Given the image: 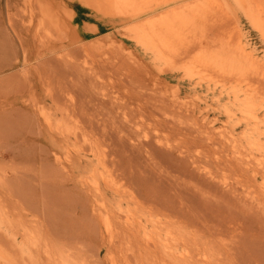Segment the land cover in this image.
<instances>
[{"label":"rangeland","instance_id":"1","mask_svg":"<svg viewBox=\"0 0 264 264\" xmlns=\"http://www.w3.org/2000/svg\"><path fill=\"white\" fill-rule=\"evenodd\" d=\"M184 262L264 264V0H0V264Z\"/></svg>","mask_w":264,"mask_h":264},{"label":"bare ground","instance_id":"2","mask_svg":"<svg viewBox=\"0 0 264 264\" xmlns=\"http://www.w3.org/2000/svg\"><path fill=\"white\" fill-rule=\"evenodd\" d=\"M135 73V72H134ZM90 78V77H89ZM95 78V77H94ZM93 77H91L90 78V82H91V84L89 85V86H91V89L94 91L95 90V86H94V81L96 80V78L94 79ZM74 85V84H73ZM68 86V85H67ZM94 86V87H93ZM83 87V88H82ZM84 87H86V86H81L80 88L82 89H79V90H81V94H79L80 92H78V95L74 98V97H72V96H67V98H66V100L67 101H64V103H62V105H58L57 103L55 104L56 105V107H55V110L57 111V113H59L60 115H67V114H69L70 112H73L77 107H79V106H84V104L85 105H90L89 104V100L93 103V106H92V108L94 107V105L95 106H97L98 104H104V102L105 103H108L109 102V97L107 96V95H104V94H100V93H97V92H93L92 90L90 91V88H89V92H88V89H87V92L86 93H88V95H87V99H86V94H84L82 91H84L85 90V88ZM88 87V86H87ZM72 88H73V86H72ZM67 89H69V87L67 88ZM139 93H141V92H139ZM134 95V94H133ZM132 96V95H131ZM83 97V98H82ZM128 97H129V95H128ZM140 97H142V96H137L136 95V98L134 97H132L133 98V100H136V99H140ZM90 98V99H89ZM130 99V98H129ZM125 100V99H124ZM127 100V99H126ZM125 100V101H126ZM94 101L96 102L95 104H94ZM86 102V103H85ZM90 102V103H91ZM122 102H123V100H122ZM127 102V101H126ZM88 103V104H87ZM139 106V105H138ZM93 119V118H92ZM91 119V120H92ZM90 120V121H91ZM97 120V119H96ZM104 120H102V125L104 126V128H105V124H104V122H103ZM97 123H98V121H97ZM99 125V124H98ZM137 127H139V126H137ZM124 138V137H123ZM151 139V138H150ZM123 141V143H126V140H127V138L125 139H122V137H119V142L120 143H122L121 141ZM122 143V144H123ZM149 142L146 140V143H145V141H139V142H137V143H132V144H128V146L126 147L128 150H130V151H133V152H135V151H139V149L143 146L144 147V145L143 144H145V145H147ZM111 145V144H110ZM112 146V145H111ZM110 147V146H109ZM123 147V146H122ZM142 147V148H143ZM148 147H149V145H148ZM141 150V149H140ZM146 150V149H145ZM117 150L116 149H113L112 147H111V152H115V153H117L116 152ZM140 152V151H139ZM137 169H139L140 170V168H137ZM199 169V168H198ZM120 170V169H119ZM133 170V169H132ZM138 170V171H139ZM134 171H136V170H134ZM139 172H141V171H139ZM138 172V173H139ZM137 173V172H136ZM130 174V173H129ZM135 174H133V173H131V175H129V176H131V177H129L126 173H125V171L123 172V170L121 169L120 170V173H119V176H120V178L121 179H123V180H126V181H128V180H130V179H133L132 177L134 176ZM135 177V176H134ZM136 178V177H135ZM133 181V180H132ZM125 183V182H124ZM136 183V182H135ZM137 184V183H136ZM134 186V185H133ZM135 189H137V187L135 188ZM115 192V191H114ZM138 192V190L136 191V194H138L137 193ZM226 194V193H225ZM120 196V195H119ZM146 201L147 200H145V204H146ZM218 201H220V200H218ZM223 201V200H222ZM221 202V201H220ZM134 203V202H133ZM144 203H142V204H144ZM141 203H139L138 204V202H136V200H135V205L136 206H138V205H140ZM181 204V203H180ZM230 204V203H229ZM136 206H134V207H136ZM231 206V205H230ZM238 206V205H237ZM236 206V207H237ZM235 207V205H233L232 206V208L233 209H235L234 211H237V212H240V208L239 207H237V209L238 210H236V207ZM132 208V207H131ZM130 208V209H131ZM138 208V207H137ZM151 209V211L152 212H154V207H151L150 208ZM182 209H183V207H182ZM229 209H231V208H229ZM232 209V210H233ZM179 210H181V209H179ZM183 211V210H182ZM185 211V210H184ZM183 211V212H184ZM237 212H235V214L237 213ZM186 213V212H185ZM241 213V212H240ZM238 214V213H237ZM186 225V224H185ZM181 226V224L179 225V227ZM182 228H185V227H182ZM213 228H218V227H213ZM219 229H221L220 227H219ZM220 232H222L221 230H220ZM223 233V232H222ZM192 235V234H191ZM197 235V234H196ZM194 236V235H193ZM198 236V235H197ZM218 236V235H217ZM222 236V235H221ZM200 238V237H199ZM203 238V237H202ZM202 238H200V240L202 239ZM222 238V237H221ZM218 238L219 240L217 241L218 243V246L217 245H215L216 247H214V246H212L213 248V250H218V251H220V250H222V252H218V251H215V252H217V254H218V256H220V254H221V257H217V258H221V262H222V260L223 259H229V258H231L232 257V259L233 260H235V257H237L235 254H233V249H234V246H235V244L233 243V241H231L232 242V247H231V245H230V247L228 246V244H230V243H227L226 242V239H224L225 240V242H222L221 240L224 238ZM173 239H174V237H173ZM198 238H196V236H195V238H192V236H191V238H189V239H186V241L185 240H181L182 242H181V244L184 246V249L185 248H187L186 246L187 245H190V242H191V245L192 244H194L195 245V247H197L196 249H198L199 248V245L201 244L200 242H203L202 240H204V239H202L201 241H200ZM205 240H206V237H205ZM207 241H209V240H207ZM207 241H205V242H207ZM208 243V242H207ZM179 244V243H178ZM210 244L211 245H214L213 243H211L210 242ZM225 244V245H224ZM234 244V245H233ZM208 245H209V243H208ZM204 246V245H203ZM176 247H178V246H176ZM182 246H180V248H181ZM193 247V246H192ZM211 246H208V248H210ZM172 248L173 247H171V250H172ZM194 248V247H193ZM205 248V247H201V249H199V251H202L203 249ZM237 248V247H236ZM235 248V250L237 251L238 250V248L236 249ZM178 249V248H177ZM176 249V250H177ZM183 249V248H182ZM191 249V248H190ZM195 249V248H194ZM194 249H191V255H193V256H195L196 257V255H198L197 253H198V250H197V252H196V249L194 250ZM189 250V249H188ZM168 251V250H167ZM167 251H166V254L167 255H170V254H168V253H171V251H170V249H169V251L170 252H168L167 253ZM186 251V250H185ZM190 251V250H189ZM192 251H195L194 253L195 254H193V252ZM206 251V250H205ZM175 252V251H174ZM204 251H202V253H203ZM187 253H188V251H187ZM186 253V254H187ZM205 253V252H204ZM223 253H224V255L225 256H223ZM186 254H184V258L183 257H178L179 258V260L180 259H183L185 262L186 261H189L188 259H187V257L189 258V257H191V255L189 256V254L188 255H186ZM214 254V253H213ZM173 255V254H172ZM183 255V254H182ZM182 255H180V256H182ZM185 255H186V259H185ZM200 256H201V254H200ZM213 256V255H212ZM223 256V257H222ZM215 257V256H214ZM169 258H172V256L171 257H169ZM164 259V258H163ZM173 259V258H172ZM191 259H193V258H191ZM196 260H198V257L197 258H195ZM238 259H241V258H238ZM242 260L243 259H241V262H242ZM202 261V260H201ZM208 262H209V260H207ZM231 261V260H230ZM237 261V260H236ZM184 262V264H186ZM190 262H193L194 263V261L192 260H190ZM200 262V261H199ZM237 262H240L239 260L237 261ZM240 262V263H241ZM244 262V261H243ZM187 263H189V262H187ZM193 263H191V264H193ZM214 263H215V261H214ZM199 264V263H198ZM209 264V263H208ZM211 264V263H210ZM234 264V263H233ZM238 264V263H237ZM246 264H249V263H246Z\"/></svg>","mask_w":264,"mask_h":264}]
</instances>
